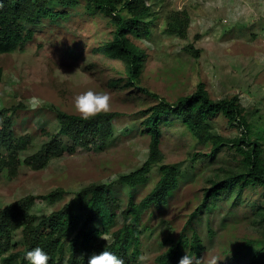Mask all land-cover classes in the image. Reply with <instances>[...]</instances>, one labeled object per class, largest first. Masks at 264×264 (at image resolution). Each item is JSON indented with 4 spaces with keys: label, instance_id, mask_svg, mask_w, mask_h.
I'll list each match as a JSON object with an SVG mask.
<instances>
[{
    "label": "rangeland",
    "instance_id": "1",
    "mask_svg": "<svg viewBox=\"0 0 264 264\" xmlns=\"http://www.w3.org/2000/svg\"><path fill=\"white\" fill-rule=\"evenodd\" d=\"M149 4L154 17L147 18L152 20L149 37L130 36L144 51L138 87L170 104L193 93L199 83L212 100L236 95L249 112L254 131L260 128L264 136V0H149ZM181 11L188 14L184 38L166 31L168 15ZM68 12L66 19L43 20L31 28L33 38L22 50L0 55V109L16 108L9 113L13 130L18 136H30L29 149L21 158L56 132V110L81 116L74 98L83 91L109 92L107 112L120 115L113 119V138L104 146H76L73 153L51 160L43 169L22 165L14 177L0 174V206L33 197L30 212L37 221L76 199L91 184L113 185L121 210L125 208L129 188L117 184V179L141 168L148 158L149 136L141 132L140 123L146 117L142 112L158 102L136 87H122L124 64L94 53L111 39L108 19L86 12L82 2ZM189 44L199 51L197 58L184 51ZM114 80L118 83L110 86ZM211 124L219 134H231L222 117ZM260 144L264 148V140ZM210 151V145L197 142L180 121L161 125V164H175L184 175L166 205L151 206L142 216V227L147 229L141 228L137 264H155V258L180 235L190 237L194 232L204 246L202 257L218 256L217 264H252L247 252L233 254L246 240L260 239L253 212L255 206L264 205L262 188H245L239 198L235 192L223 194L202 206L208 180L235 167L239 159L232 149L213 155ZM158 180L154 166L147 180L131 190L132 201L140 202ZM54 190H62L63 195L55 201L40 198ZM118 220L117 228L120 213ZM20 239L18 231L13 241L17 250L23 248Z\"/></svg>",
    "mask_w": 264,
    "mask_h": 264
},
{
    "label": "trees",
    "instance_id": "2",
    "mask_svg": "<svg viewBox=\"0 0 264 264\" xmlns=\"http://www.w3.org/2000/svg\"><path fill=\"white\" fill-rule=\"evenodd\" d=\"M90 14L99 13L108 19L112 27L111 39L94 49L104 58L124 64L126 80L122 87H136L142 93L158 100L144 110L146 117L141 121V132L149 136L148 158L141 168L121 175L117 184L128 187L129 201L121 210V200L115 196L113 185L91 184L84 187L59 210L45 215L37 221L30 212L33 197L22 198L6 207L0 206V264H29L26 251L41 247L50 259L48 264H87L93 252L108 250L123 259L124 264H137L139 256V235L141 218L151 206L166 205L171 194L179 185L184 171L175 164H161V125L172 120L180 121L193 138L201 144L210 145L209 155L220 149H232L237 165L222 169L208 180L204 189L202 206L223 194L236 193L239 198L245 188H262L264 200V140L263 130L253 128L248 121L249 112L240 104L238 96L212 100L204 85L199 83L193 93L182 96L170 104L139 88L143 69L144 51L136 46L130 36L147 38L153 12L149 0H0V55L22 50L33 38L31 28L39 26L43 20L57 22L66 19L70 10L79 3ZM166 31L181 38L186 36L188 14L174 12L167 17ZM27 32H24V30ZM184 51L197 58L199 51L187 45ZM2 70L0 68V80ZM118 81L110 82L114 86ZM16 108L0 109V174L7 177L17 175L24 165L33 170L46 167L53 159L63 154L73 153L76 146H104L113 138L114 118L117 112H101L95 117L83 119L81 116L55 111L56 132L47 136L31 154L21 158L30 146L28 134L17 135L10 117ZM10 113V114H9ZM220 116L231 128V134L223 136L213 130L211 120ZM255 135V140L252 136ZM194 159V156H193ZM157 167L159 180L154 188L138 203L130 198L131 190L147 180L152 167ZM63 195L62 190H54L41 199L55 201ZM118 213L121 224L117 228ZM253 216L260 229L258 241L246 240L236 247L233 257L241 251L251 256L252 264H264V205L255 206ZM116 227L114 231L112 229ZM20 232L22 250L14 245V234ZM195 253L202 257L204 246L194 232L190 237L180 235L176 242L155 258V264H178L185 254Z\"/></svg>",
    "mask_w": 264,
    "mask_h": 264
},
{
    "label": "clouds",
    "instance_id": "3",
    "mask_svg": "<svg viewBox=\"0 0 264 264\" xmlns=\"http://www.w3.org/2000/svg\"><path fill=\"white\" fill-rule=\"evenodd\" d=\"M110 101L109 92L88 89L75 96L74 107L83 119H89L101 112L109 111L111 107ZM25 259L29 264H48L50 256L41 247H35L26 251ZM139 259L142 260L143 257ZM219 259L221 258L218 256H212L207 259L206 257H197L195 253L189 254L185 251V254L179 258L178 264H217ZM87 264H124V261L114 252L101 250L91 253L88 256Z\"/></svg>",
    "mask_w": 264,
    "mask_h": 264
}]
</instances>
